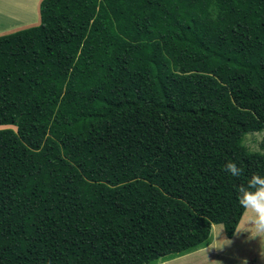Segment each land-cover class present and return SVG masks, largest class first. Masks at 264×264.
<instances>
[{
    "label": "trees",
    "instance_id": "1",
    "mask_svg": "<svg viewBox=\"0 0 264 264\" xmlns=\"http://www.w3.org/2000/svg\"><path fill=\"white\" fill-rule=\"evenodd\" d=\"M0 36V264H159L233 238L264 176V0H42ZM243 169L232 177L223 166Z\"/></svg>",
    "mask_w": 264,
    "mask_h": 264
},
{
    "label": "rangeland",
    "instance_id": "2",
    "mask_svg": "<svg viewBox=\"0 0 264 264\" xmlns=\"http://www.w3.org/2000/svg\"><path fill=\"white\" fill-rule=\"evenodd\" d=\"M42 0H27L24 5L34 15V22H39V5ZM30 26V25H29ZM29 28V27H28ZM14 33V32H13ZM11 34V33H10ZM264 140V132L250 133L247 135L245 143L252 151H261V143ZM248 223V216L243 215L233 238H228L223 225H213L212 242L203 249L196 252L175 258L159 264H264V238L249 239L248 233H238L243 230ZM219 240H230L232 243L222 250Z\"/></svg>",
    "mask_w": 264,
    "mask_h": 264
},
{
    "label": "clouds",
    "instance_id": "3",
    "mask_svg": "<svg viewBox=\"0 0 264 264\" xmlns=\"http://www.w3.org/2000/svg\"><path fill=\"white\" fill-rule=\"evenodd\" d=\"M222 170L236 178L243 175V169L231 160L223 166ZM236 192L238 203L244 210L243 214L248 216L247 226L238 233H248L249 239L264 238V176L253 173L247 184L239 185ZM218 242L221 243L218 250L232 243L230 240H219ZM209 264H214V262H209ZM244 264L247 262L245 261Z\"/></svg>",
    "mask_w": 264,
    "mask_h": 264
},
{
    "label": "crops",
    "instance_id": "4",
    "mask_svg": "<svg viewBox=\"0 0 264 264\" xmlns=\"http://www.w3.org/2000/svg\"><path fill=\"white\" fill-rule=\"evenodd\" d=\"M26 4L27 0H0V36L24 30L36 24L34 15L24 6Z\"/></svg>",
    "mask_w": 264,
    "mask_h": 264
}]
</instances>
